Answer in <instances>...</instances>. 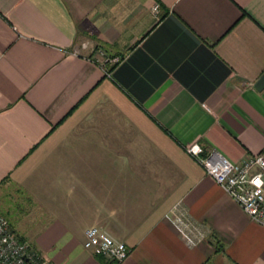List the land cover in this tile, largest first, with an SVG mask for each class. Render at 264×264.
<instances>
[{"label":"crops","instance_id":"0c3cea01","mask_svg":"<svg viewBox=\"0 0 264 264\" xmlns=\"http://www.w3.org/2000/svg\"><path fill=\"white\" fill-rule=\"evenodd\" d=\"M262 74L264 0H0V213L50 264H116L91 226L117 264H264V226L185 151L264 152Z\"/></svg>","mask_w":264,"mask_h":264},{"label":"built area","instance_id":"2783aa9c","mask_svg":"<svg viewBox=\"0 0 264 264\" xmlns=\"http://www.w3.org/2000/svg\"><path fill=\"white\" fill-rule=\"evenodd\" d=\"M158 5L152 7L154 14ZM117 58L108 60L110 64ZM217 185H219L253 221L264 226V152L253 153L240 162H232L216 149L204 151L199 143L185 147ZM173 220L179 230L192 243L205 236L201 227L193 223L186 213L175 210ZM83 246L93 254L102 256L113 263L124 261L129 247L96 226L85 229ZM0 264H50L31 245L21 239L10 226L7 218L0 213Z\"/></svg>","mask_w":264,"mask_h":264},{"label":"water","instance_id":"95a60500","mask_svg":"<svg viewBox=\"0 0 264 264\" xmlns=\"http://www.w3.org/2000/svg\"><path fill=\"white\" fill-rule=\"evenodd\" d=\"M264 87V74L260 76L259 79L254 83V88L256 90H261Z\"/></svg>","mask_w":264,"mask_h":264},{"label":"rangeland","instance_id":"374dc122","mask_svg":"<svg viewBox=\"0 0 264 264\" xmlns=\"http://www.w3.org/2000/svg\"><path fill=\"white\" fill-rule=\"evenodd\" d=\"M0 211L1 212H4V214H5V209H4V206L3 205H1L0 204ZM6 215V214H5ZM7 216V215H6ZM13 216V214H12V212L9 214V217L11 218ZM25 241H27V240H25ZM28 242V241H27ZM29 243V242H28ZM30 244V243H29Z\"/></svg>","mask_w":264,"mask_h":264},{"label":"trees","instance_id":"16d2710c","mask_svg":"<svg viewBox=\"0 0 264 264\" xmlns=\"http://www.w3.org/2000/svg\"><path fill=\"white\" fill-rule=\"evenodd\" d=\"M22 239V238H21Z\"/></svg>","mask_w":264,"mask_h":264}]
</instances>
